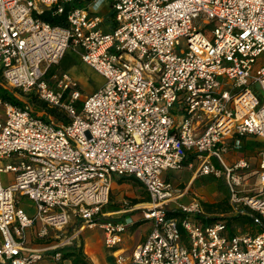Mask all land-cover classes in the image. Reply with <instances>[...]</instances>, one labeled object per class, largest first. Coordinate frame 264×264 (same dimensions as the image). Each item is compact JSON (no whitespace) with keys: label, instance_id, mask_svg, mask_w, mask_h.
I'll return each mask as SVG.
<instances>
[{"label":"built area","instance_id":"built-area-1","mask_svg":"<svg viewBox=\"0 0 264 264\" xmlns=\"http://www.w3.org/2000/svg\"><path fill=\"white\" fill-rule=\"evenodd\" d=\"M104 3L0 0V87L19 102L0 96V175L14 172L6 186L0 177V264H33L49 250L60 260L58 248L75 234L30 249L26 230L38 224L36 235L47 237L71 220L80 229L99 225L117 264H264V150L251 195L239 196L249 160L227 165L223 159L228 142L264 141V62L257 63L264 52V0H113L108 31L96 13ZM66 6L64 24L41 18ZM70 46L80 47L82 61L105 79L83 100L66 72L48 75ZM30 96L66 122L34 114ZM189 153L200 160L196 175L224 174L231 204L245 206L260 231L230 234L225 220L201 221L197 196L178 206L180 218L173 214L169 204L186 192L162 175L184 168ZM121 176L143 185L149 201L127 207L153 222L127 257L116 246L132 220H112L102 211ZM17 195L33 202L34 215Z\"/></svg>","mask_w":264,"mask_h":264},{"label":"rangeland","instance_id":"rangeland-1","mask_svg":"<svg viewBox=\"0 0 264 264\" xmlns=\"http://www.w3.org/2000/svg\"><path fill=\"white\" fill-rule=\"evenodd\" d=\"M113 0H105L104 5L100 8V10H96V13L101 16V18L104 19L102 30H107L108 27L111 24V14H112V8L110 6V2ZM210 25L205 28L207 32H209ZM180 46L182 48L187 47V39L181 38L180 39ZM81 48L76 47H68L66 51L64 52V55L60 62L56 65L51 67V74H59L61 72H66L70 78L78 85V88L81 92V100L86 98L89 94L100 88L104 84V77L92 69L90 66L85 64L81 57ZM264 62V52L258 57L257 63L261 64ZM50 74V75H51ZM227 88L228 90L231 89V85H224L222 86V89ZM254 89H256L259 92V88L257 86H254ZM30 106L33 110V113L39 116H42L45 120H52L54 123H62L65 119L64 114L61 113V118L58 120L52 115H49L46 113L45 109L37 107V105H34L30 101ZM246 141H251L254 144V147L252 149L246 150L244 149V145ZM243 144V145H242ZM242 145V147H241ZM227 151L223 153V159L226 163H230L234 160H237L238 157L243 155L246 157L250 162V168L247 169L243 184L240 186L242 191L239 193V196H243L245 194L251 195L255 193L256 186L258 185L257 175L255 173V170L258 168V151L260 149L264 150V141L255 138V137H247V139H244L241 141V144L239 147H235L232 142H228ZM195 156V155H194ZM193 156V157H194ZM192 155L190 156L189 160L193 159L194 167L192 172L196 170V165L198 166L200 163V160H198L196 157L193 158ZM233 158V159H232ZM216 162V165L220 167L218 161L216 158H213ZM212 159V161H213ZM13 159H2V164H5L6 162H13ZM214 162V161H213ZM166 172V171H165ZM170 179V182L176 185L178 182V179L182 178L184 181H187L190 176V170L187 168L183 169H170L166 173ZM165 174V175H166ZM163 176V175H162ZM208 176V177H207ZM1 183L2 185L6 186L14 181V172L8 171V172H1ZM125 177V178H122ZM201 177V178H200ZM164 178V177H163ZM196 181L194 183L193 187H190V189H194L196 192V196L198 198V201L200 205L202 206L203 212L198 214L199 219L201 220L202 217H206L208 222H212L217 219L225 220L229 229L230 233H255L259 230L260 226L255 225L249 222H243L245 216V212L247 211V208L243 205L236 206L235 204H231L230 202V194L227 188V185L225 183V177L224 174H221L220 176H214L212 174L209 175H196L195 178ZM206 180V181H204ZM183 190V186H181ZM196 188V189H195ZM198 188V189H197ZM181 190V189H180ZM197 190H200L198 192ZM191 190L188 189V193L184 196H189ZM203 192V193H202ZM183 196V197H184ZM192 196H195L193 193ZM203 197V198H201ZM204 197H207L208 200L211 202H204ZM18 203L20 207L29 215H34L36 208L33 204V202L26 196V195H17ZM207 200V201H208ZM114 201V202H112ZM149 201V197L147 195V192L145 191L143 185L138 181V179L132 177V176H121L116 177L113 179L112 182V189L110 191L109 201L107 204H105L102 208L104 211L107 208H111L108 206H114L115 208H129L127 206L132 205L136 203H145ZM127 203V204H125ZM205 205L212 206L211 211H206L204 208ZM138 205V204H137ZM243 211V212H241ZM138 213L137 215H134L133 217L137 220H141L144 217L142 214H140V211H138L136 208L133 211V213ZM207 213V214H206ZM125 215V214H122ZM174 215H176L178 218H180L181 213L179 210H176L174 212ZM239 215V217H238ZM203 219V218H202ZM105 220V219H101ZM202 221V220H201ZM204 222V221H203ZM153 225L152 220H145L137 225V227L134 230V234H140L147 232ZM90 229H95L94 232H97L98 234L102 232V229L99 227V225H95L92 227H89ZM79 230V229H78ZM74 229L72 228H66L65 232L61 233L59 238L55 239L56 242L59 244L61 242H64L68 237L75 234ZM81 236V234H80ZM78 242V239L76 240ZM72 242H74L72 240ZM71 244H68L69 246Z\"/></svg>","mask_w":264,"mask_h":264},{"label":"crops","instance_id":"crops-1","mask_svg":"<svg viewBox=\"0 0 264 264\" xmlns=\"http://www.w3.org/2000/svg\"><path fill=\"white\" fill-rule=\"evenodd\" d=\"M110 19H111V21H110L111 24L108 27V29L105 31H108L112 28V14H111ZM241 139H247V137H241ZM191 155L193 157L194 153L188 154L187 165H185V167H184V168H187L188 170H190V176H189L187 181H184L182 178H180V179H178V182L176 183V185H174L173 183L170 182V179H169L168 175L166 174L167 171L163 173V177L171 183V185L173 186L174 189H176V191L186 192L184 194V195H186L188 193V189L191 190L189 196L183 195L184 197L181 196L176 201L171 202L169 204V208L174 212L178 209V206H180L181 204H187L188 202H190L193 193L195 194V196L197 195L196 192L194 191V189H190V187L194 186V183L196 181V179H194L196 176V174H195L196 170H194V172H192V170H191V169H193V167L195 165L193 163V159L189 160ZM240 157H244V156L240 154V156L238 158H240ZM193 158H195V156ZM213 161L216 164L214 159H213ZM235 161L236 160L233 159V161L230 162L229 164L226 162L225 163L227 165H232ZM196 167H197V165H196ZM204 181H206V180H204ZM181 186H183V190H182ZM197 191L199 192L200 190H197ZM200 193H201V191H200ZM201 198H203V197H201ZM202 200H204V202H211L210 200L207 199V197H204V199H202ZM112 202H114V201H112ZM137 204H139V203H136L134 205H137ZM108 207H111V208H107L104 211L102 210L103 214L106 218L116 220V221H124L128 218H130L132 220V223L128 224L126 231L122 234L121 242L116 246L117 249L121 251L122 255L124 257H127L131 254V252L133 251L135 246L138 245L139 243H141L145 239V237L147 236L150 229L147 232L135 235L134 234L135 228L137 227V225L139 223L144 221L143 219L137 220L133 217L134 215L138 214L137 212L133 213V211L135 209L129 210V208H126V207L121 208V209L115 208L114 206H108ZM204 208H205V205H204ZM138 211H140V210H138ZM122 214H125V215H122ZM140 214H141V211H140ZM205 223H209V222H205ZM79 226H80L79 221L71 220L69 222V224L62 231L50 230L47 237L41 238V237H38L36 235V232H37L38 227H39L38 224H36L34 227L27 228V230H26L27 236H26V240H25V246L27 248H30V249H41V248H46V247H54L56 245H59V243L56 242L55 239L59 238L61 233L65 232L66 228H72L75 231L74 232L75 237L73 239L74 242H71V245H76V247H80V249L83 253V258H84L85 264H117L116 258L114 256V254L112 253V251L106 249L104 246L103 234H101V233L98 234L97 232H94L95 229H90L89 227H86V226L83 227L82 229H80V228H78ZM228 233H230L229 229H228ZM80 234H81V236H80ZM230 234H234V233H230ZM76 238L78 239V242L75 241ZM53 252H54V250L53 251L52 250L47 251L46 254L42 257V259L34 262L33 264H72L71 259H66V258L65 259L61 258L60 260L53 259V257H52ZM24 253L26 254V252H24Z\"/></svg>","mask_w":264,"mask_h":264},{"label":"trees","instance_id":"trees-1","mask_svg":"<svg viewBox=\"0 0 264 264\" xmlns=\"http://www.w3.org/2000/svg\"><path fill=\"white\" fill-rule=\"evenodd\" d=\"M71 4L78 5L79 3L77 1H73ZM67 9H68V6H66L65 12L61 13V14L55 13V11L53 9L45 10L41 14V18L45 21L52 23V24H64L66 22V10ZM50 74H51V69L48 72V75H50ZM0 96H2L4 99L10 100L16 104L19 103L15 97L8 94V92L6 90H4L2 87H0ZM29 99L34 105H37V107L45 109L47 114L52 115L53 117H55L58 120L61 118V115H60L61 113H59V111L57 109L49 108L44 102L36 99L33 96H30ZM63 122H66V119H64ZM243 140L244 139H241V141H243ZM242 145H241V147H242ZM253 147H254V144L251 141L250 142L246 141V143L244 145V149L249 150V149H252ZM261 150L262 149H260L259 151H261ZM122 178H125V177H122ZM205 210L211 211L212 206L205 205ZM173 214H174V212H173ZM238 217H239V215H238ZM202 218H201L202 221H205V222L209 221L206 219V217H202ZM243 218H244L243 222H249V223L257 225L253 221L252 217L247 215ZM260 230H261V227L259 228L258 231H260ZM58 250L61 251V258L71 259L72 264H85V261L83 258V253H82L80 247H76V245H71V246L69 245V246H64V247L58 248Z\"/></svg>","mask_w":264,"mask_h":264}]
</instances>
